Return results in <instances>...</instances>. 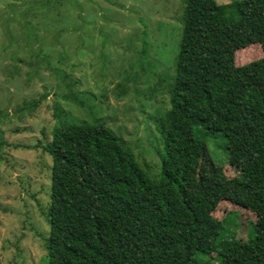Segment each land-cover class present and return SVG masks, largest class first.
<instances>
[{
  "label": "trees",
  "instance_id": "16d2710c",
  "mask_svg": "<svg viewBox=\"0 0 264 264\" xmlns=\"http://www.w3.org/2000/svg\"><path fill=\"white\" fill-rule=\"evenodd\" d=\"M183 1L169 108L156 124L158 176L102 118L58 116L43 144L51 157L43 264H264V0ZM250 46L262 57L237 64L235 52ZM216 133L232 176L209 155L206 137ZM221 201L256 215L249 236L221 234L231 215L214 217Z\"/></svg>",
  "mask_w": 264,
  "mask_h": 264
},
{
  "label": "rangeland",
  "instance_id": "374dc122",
  "mask_svg": "<svg viewBox=\"0 0 264 264\" xmlns=\"http://www.w3.org/2000/svg\"><path fill=\"white\" fill-rule=\"evenodd\" d=\"M183 4L0 0V264H43L51 170L43 144L58 116L72 123L102 118L148 176H158L163 147L156 124L169 108ZM260 57L258 46L235 52L237 64ZM206 144L226 175L235 174L224 136L209 135ZM228 212L221 234L249 236L256 215L228 201L213 215L220 220Z\"/></svg>",
  "mask_w": 264,
  "mask_h": 264
}]
</instances>
